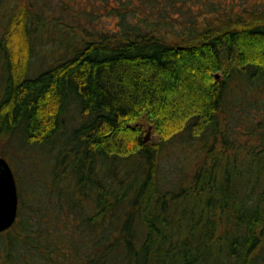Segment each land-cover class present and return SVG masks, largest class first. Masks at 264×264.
<instances>
[{"label":"trees","instance_id":"obj_1","mask_svg":"<svg viewBox=\"0 0 264 264\" xmlns=\"http://www.w3.org/2000/svg\"><path fill=\"white\" fill-rule=\"evenodd\" d=\"M242 89L264 90V0H0V145L30 165L0 264H264V115L244 139L226 121Z\"/></svg>","mask_w":264,"mask_h":264},{"label":"rangeland","instance_id":"obj_2","mask_svg":"<svg viewBox=\"0 0 264 264\" xmlns=\"http://www.w3.org/2000/svg\"><path fill=\"white\" fill-rule=\"evenodd\" d=\"M52 60H54L53 46L52 44H46L40 48L32 58L31 74H38L42 68H45ZM261 114L264 115V90L262 89L259 94H256V92L251 89L247 91H240L237 93L233 104L229 105L226 119L227 128L230 131L235 129V132H239L237 129H240V131H242L240 138L244 139V133L250 129V126H252L255 121L262 117L259 116ZM70 116L73 125L86 118V116L83 115L80 110L76 109L72 111ZM145 129V136L148 135L149 137L148 140L145 141L153 142L159 139V135L155 133L153 126L145 124ZM252 140L254 141V138ZM25 151L26 148L22 145V143L12 144V142H8L0 145V153L5 155L10 165L15 163L16 172H18L20 175L27 173V167L29 168L30 166L29 163H27L28 160L24 159L23 161L22 157ZM29 154L32 156L30 152ZM183 155L186 156V158H183L185 163L187 161H191L195 158L194 149L192 147H188ZM35 168L36 167L33 164V170Z\"/></svg>","mask_w":264,"mask_h":264},{"label":"water","instance_id":"obj_3","mask_svg":"<svg viewBox=\"0 0 264 264\" xmlns=\"http://www.w3.org/2000/svg\"><path fill=\"white\" fill-rule=\"evenodd\" d=\"M217 78L219 74L216 73ZM148 135L145 140H148ZM18 186L9 161L0 156V232L8 229L16 221L18 215Z\"/></svg>","mask_w":264,"mask_h":264}]
</instances>
